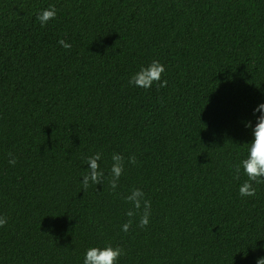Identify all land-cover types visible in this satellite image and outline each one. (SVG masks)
I'll use <instances>...</instances> for the list:
<instances>
[{"label":"trees","instance_id":"1","mask_svg":"<svg viewBox=\"0 0 264 264\" xmlns=\"http://www.w3.org/2000/svg\"><path fill=\"white\" fill-rule=\"evenodd\" d=\"M153 60L167 86L130 84ZM262 103L264 0H0V264H83L109 244L117 264H256L264 184L242 197L234 166ZM96 153L105 179L85 191ZM133 188L150 223L125 233Z\"/></svg>","mask_w":264,"mask_h":264},{"label":"clouds","instance_id":"2","mask_svg":"<svg viewBox=\"0 0 264 264\" xmlns=\"http://www.w3.org/2000/svg\"><path fill=\"white\" fill-rule=\"evenodd\" d=\"M56 10L54 7L42 10L38 14L37 19L41 25H46L50 20L55 19ZM61 47L66 50L71 48V45L65 40L59 41ZM166 68L158 60H153L151 64L146 67H141L136 72L129 83L143 89H150L154 83L160 87H166L168 84L167 80L162 81V76L165 73ZM259 113L257 116V122L255 127L251 121L245 122V126L252 129L254 139L248 146V155L241 161L240 165L235 167V178H240L241 167L243 168L244 174L248 179L240 186L239 193L242 197H254L256 195V188L253 184H264V103L260 104L254 111V114ZM9 164L15 166L17 159L13 153L9 152ZM101 154L96 153L95 155L89 156L85 163L89 168L85 171L82 178L83 189L86 191L87 188L94 185H101L105 179V173L100 170ZM125 158L118 153L112 155V165L108 176V184L111 189L115 192L119 186V180L124 173ZM128 163L136 165L138 163L137 157L132 155L128 157ZM144 192L139 188H133L129 195L125 196V202L132 205L127 210L126 215L129 220L122 225V230L127 233L132 228L133 218L139 215L138 227L146 228L150 223L151 216V202L144 198ZM8 223L7 217L0 216V228L5 227ZM126 255V252L121 247H113L107 245L104 248L92 247L89 248L84 257L83 264H117L121 256ZM256 264H264V258H259Z\"/></svg>","mask_w":264,"mask_h":264}]
</instances>
